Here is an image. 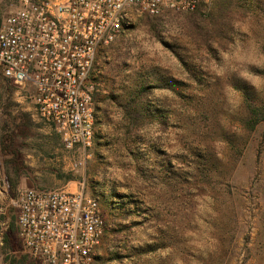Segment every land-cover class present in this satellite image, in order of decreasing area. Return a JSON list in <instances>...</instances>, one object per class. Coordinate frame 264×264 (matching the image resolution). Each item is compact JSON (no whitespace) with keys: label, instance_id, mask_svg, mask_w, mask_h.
Instances as JSON below:
<instances>
[{"label":"rangeland","instance_id":"obj_1","mask_svg":"<svg viewBox=\"0 0 264 264\" xmlns=\"http://www.w3.org/2000/svg\"><path fill=\"white\" fill-rule=\"evenodd\" d=\"M18 4L0 0V24ZM92 77L81 162L0 74V264H40L17 236L21 189L82 185L107 225L95 264H264V0L140 17Z\"/></svg>","mask_w":264,"mask_h":264},{"label":"built area","instance_id":"obj_2","mask_svg":"<svg viewBox=\"0 0 264 264\" xmlns=\"http://www.w3.org/2000/svg\"><path fill=\"white\" fill-rule=\"evenodd\" d=\"M201 0H19L0 24V74L81 162L93 146L99 49L140 17L193 11ZM17 236L40 264H95L106 232L99 200L64 188L21 189Z\"/></svg>","mask_w":264,"mask_h":264},{"label":"trees","instance_id":"obj_3","mask_svg":"<svg viewBox=\"0 0 264 264\" xmlns=\"http://www.w3.org/2000/svg\"><path fill=\"white\" fill-rule=\"evenodd\" d=\"M3 77V76H2ZM4 78V77H3ZM4 79H6V78H4ZM7 80V79H6ZM256 123V121H252V122H250V124L251 125H253V124H255ZM98 199V198H97ZM15 225H16V220H15ZM107 226V225H106ZM12 230H13V228H12ZM16 230H17V227H16ZM106 233V232H105ZM105 236V235H104ZM104 239V238H103ZM102 244H103V240H102V242H101V244H100V246H99V250L101 249V246H102ZM99 250H98V253H99ZM97 257H98V254H97V256H96V259H97ZM96 259H95V261H96Z\"/></svg>","mask_w":264,"mask_h":264}]
</instances>
